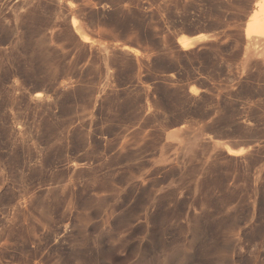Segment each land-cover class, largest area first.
Segmentation results:
<instances>
[{
  "label": "rangeland",
  "instance_id": "374dc122",
  "mask_svg": "<svg viewBox=\"0 0 264 264\" xmlns=\"http://www.w3.org/2000/svg\"><path fill=\"white\" fill-rule=\"evenodd\" d=\"M258 1L0 0V264H264Z\"/></svg>",
  "mask_w": 264,
  "mask_h": 264
},
{
  "label": "bare ground",
  "instance_id": "6f19581e",
  "mask_svg": "<svg viewBox=\"0 0 264 264\" xmlns=\"http://www.w3.org/2000/svg\"><path fill=\"white\" fill-rule=\"evenodd\" d=\"M76 23H77L76 19H74V25ZM247 29H248L249 35H251L252 38L254 37V39L255 38H259V37L262 38L264 36V0H259L258 1V6L254 10V13H253L252 17H251L250 21L247 24ZM207 36L208 35L204 34V33L196 35V36L183 35L182 37H180L179 40H180V43L182 44V47L188 48L190 46H193V45L197 44L203 38L204 39H205V37L207 38ZM127 48L132 49L129 46H127ZM263 56H264V54H263ZM227 149H228V152L230 154H240V152H242L243 148H234V147H232L230 145H227Z\"/></svg>",
  "mask_w": 264,
  "mask_h": 264
}]
</instances>
